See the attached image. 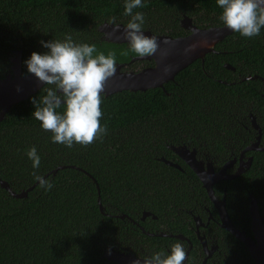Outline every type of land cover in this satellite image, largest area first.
I'll return each mask as SVG.
<instances>
[{
	"label": "trees",
	"instance_id": "obj_1",
	"mask_svg": "<svg viewBox=\"0 0 264 264\" xmlns=\"http://www.w3.org/2000/svg\"><path fill=\"white\" fill-rule=\"evenodd\" d=\"M123 4L124 0H0V79L11 73L17 51L21 74L26 75L24 61L30 54L47 51L40 41L62 38L64 33L77 42L94 43L105 54L114 51L116 63L129 62L137 56L121 54L128 43H109L98 31L111 17L116 18L115 24H126ZM137 10L145 13L143 30L155 35H188L180 26L184 17L202 29L223 26L215 0H146L145 7ZM214 50L203 62L197 59L179 71L163 89L103 95L100 122L107 133L88 145L66 148L51 142L50 131L42 130L31 116L32 99L39 101L45 85L13 105L0 121V179L15 193L35 184L25 155L35 146L41 156L35 171L53 187L45 192L37 184L25 198H14L0 186V264H117L104 257L106 251L120 250L123 242L137 236L145 243L157 241L137 231L128 217L145 230L153 223L157 229L165 221L180 228L186 210L208 202L205 189L187 165L180 164L179 170L160 159L173 162L176 155L170 147L186 145L195 148L200 158L209 157L218 171L256 141L258 132L250 115L261 130L259 146H264L260 79H264V28L250 39L232 32ZM134 63L142 68L154 64ZM248 75L259 78L244 79ZM246 156L252 157L250 167L232 180L215 184L213 191L219 199L225 198L233 224L251 237L250 196L264 225V150L249 151L244 160ZM143 212L156 219L149 216L141 223ZM222 232L226 240L240 244L246 257L241 242Z\"/></svg>",
	"mask_w": 264,
	"mask_h": 264
},
{
	"label": "clouds",
	"instance_id": "obj_2",
	"mask_svg": "<svg viewBox=\"0 0 264 264\" xmlns=\"http://www.w3.org/2000/svg\"><path fill=\"white\" fill-rule=\"evenodd\" d=\"M220 9L218 19L232 32L244 38L257 37L264 28V0H215ZM146 0H124L123 15L128 17L123 26V38L128 48L121 54L134 53L138 57L152 56L159 44L155 35H146L145 13L138 11ZM115 17L109 23L114 29ZM47 51L32 52L24 61L27 72L42 82L45 94L37 101L32 99L34 111L31 116L39 122L42 130L50 131V140L72 148L91 144L107 133L101 124V102L104 84L117 69L116 53L98 51L94 43L77 42L70 33L62 38L40 41ZM31 161L34 179L45 192L52 183L35 170L40 168L41 156L35 146L25 153ZM187 245L177 241L168 250L161 249L145 256L142 264H182L186 258ZM139 264V262H135Z\"/></svg>",
	"mask_w": 264,
	"mask_h": 264
},
{
	"label": "water",
	"instance_id": "obj_3",
	"mask_svg": "<svg viewBox=\"0 0 264 264\" xmlns=\"http://www.w3.org/2000/svg\"><path fill=\"white\" fill-rule=\"evenodd\" d=\"M117 25L120 27L118 29H114L113 24L105 22L99 26L98 31L103 35V39L105 41L113 43H127L122 35L124 25ZM181 27L188 30L189 34L184 37L172 38L166 35H155L150 31H145L146 35H155L158 38L159 47L154 55L145 57L137 56L131 59L130 62L133 60H150L153 61V66L142 68L137 72H123L120 68L124 65V63H116L117 69L115 74L105 81L103 95L108 96L125 90L144 92L153 88L163 89V85L165 83L172 81L179 71L186 68L192 62L197 59H200L203 62L204 56L208 53L214 52V46L232 33V31L227 29L224 25L203 29L198 28L192 24L188 17L181 19ZM11 63V73L5 78L0 79V121H2L13 105L27 99L44 86V84L39 82L33 74H21L20 51L16 52L15 56L11 60ZM224 67L227 69H233V67L228 64H225ZM257 78L259 77L248 75L244 79L250 80ZM260 79L264 83V79ZM252 126L259 134L256 141L248 145L242 151L239 165L233 173H228L227 170L233 166V163L235 162L234 159L226 162L219 171L215 172L210 161L204 162L203 160H198L196 158L197 151L195 149H189L186 145H181L171 146L170 150L174 152L194 172L201 182L208 197L217 209L221 227L229 231L238 240L246 245L256 264H264V225L256 200L253 196L250 197L249 215L251 219L250 226L252 231V237H250L233 225L226 211L225 199L216 200L212 189L216 182L222 180H232L249 168L252 158L249 157L246 161L241 160L242 155L245 152L264 150V147H259L261 130L254 118H252ZM160 160L171 167L181 170L177 164H173L164 158H161ZM55 172L56 170L52 171V174ZM93 181L96 183L95 180ZM37 184L38 182L36 181V183L28 189L15 193L9 188L5 181L0 179V186L7 190V192L14 198H25L27 196V192L32 190ZM96 188L99 195L97 185ZM98 204L100 211L103 212L99 196ZM143 215L147 216L148 213L144 212ZM121 218H123V216H121ZM104 257L117 264H135V262L142 264L143 260L136 258L133 255L124 254L113 249L105 253Z\"/></svg>",
	"mask_w": 264,
	"mask_h": 264
},
{
	"label": "flooded vegetation",
	"instance_id": "obj_4",
	"mask_svg": "<svg viewBox=\"0 0 264 264\" xmlns=\"http://www.w3.org/2000/svg\"><path fill=\"white\" fill-rule=\"evenodd\" d=\"M180 26H181V21H180ZM102 39H103V35H102ZM109 43H113V42H109ZM115 44H122V43H115ZM133 58L134 57H132L131 59ZM135 61H140V60L124 62V65L120 68V70L123 72H129V71L137 72L141 70L142 69L141 64L136 66L134 63ZM133 65L136 67H134ZM230 70L234 71V68ZM250 118L252 123V118L255 119V117L253 115H250ZM259 145H260V140H259ZM259 147H264V146H259ZM245 153L242 155L241 158L242 161H246L249 157H251V156L249 157L246 156L247 158L245 157L246 160H244ZM196 158L198 160H203L204 162L210 161L213 165V161L209 157L206 156L205 158H200L199 152H196ZM174 159L177 162H175ZM174 159L173 162L172 161L170 162H172L173 164H177L179 168L182 170L180 164H184V165L186 164L177 155L176 158ZM234 160L235 162L233 163V166L227 170L228 173H233L235 171L236 167L239 165L240 157L239 158L234 157ZM213 169L215 171L214 165H213ZM219 182H216L215 184ZM213 195L216 200H221L224 198L222 197L221 199H219L214 194V191H213ZM145 213H148V215L144 216L143 215L144 212L142 213L140 217L141 223H146L147 222L146 218H148L149 216H151L153 219H156L155 215H152L149 212H145ZM185 214L186 216H184V220L181 222L183 226L180 228H174L175 227L174 225L168 224L165 221L163 223H158L159 227L157 229L154 228V223L150 226H147L148 230H145L142 224H139L132 218L128 217V221L138 227L139 230L137 231L143 233L146 237H152L157 241L154 244L145 243L143 239L141 240L139 236H137V238H133L128 242H123L124 246L120 248V250L117 249L116 251L122 252L124 254H130L136 258L143 259L145 256L149 255L144 252L145 249L147 250V252L159 251L161 249L168 250L170 246L175 242L183 241L187 245V250H186V258L184 261H182V264H256L251 254L249 253L246 245L243 242L238 240L233 235L235 239L238 240V242H241V245H243L244 249L247 251L246 257H243L242 254L243 249L240 246V244L235 245L234 240L230 238L226 240L224 238V233L222 232V230L223 231H227V230L221 227L217 209L209 197H208V202L204 201L203 204H197L196 206L186 210ZM227 232L230 233L229 231ZM132 241L133 243H131ZM142 246L144 247L142 248ZM107 252L108 251H106V253Z\"/></svg>",
	"mask_w": 264,
	"mask_h": 264
}]
</instances>
